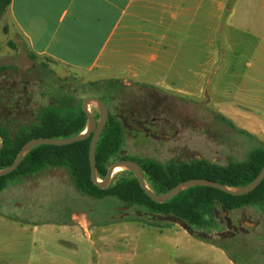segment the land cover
Wrapping results in <instances>:
<instances>
[{"label": "rangeland", "instance_id": "1", "mask_svg": "<svg viewBox=\"0 0 264 264\" xmlns=\"http://www.w3.org/2000/svg\"><path fill=\"white\" fill-rule=\"evenodd\" d=\"M1 30L0 67L9 68L0 71V127L9 133L34 122L41 108L61 99L81 101L95 96L114 115L135 110L174 123L171 131L176 134L168 141L142 136L133 141L125 130L123 149L137 158L204 159L225 165L244 160L254 149H264V74L256 71L264 73V62L257 60L253 50L242 49L238 32L233 33L230 49L193 48V34H185L183 45L177 44L175 32L164 34V41L155 37L153 59L137 79L119 80V86L108 87L105 78L123 75L116 70L84 74L43 58L30 59L23 43ZM163 45L168 47L165 52ZM94 82L97 85H91ZM225 106L257 118L261 123L257 138L246 135L240 121L231 122L232 126L220 121L217 111ZM88 108L97 118L96 109ZM82 215L88 221V234L80 228L76 236L49 229L52 224L75 225ZM225 215L246 223L243 233L213 237V230L186 231L173 218L148 219L112 197L95 199L78 192L64 169H45L0 193V217L23 222L19 228L10 222L0 224V235L10 238L0 242L6 245L0 247V264H194L204 251L194 247L196 241L224 248L228 257L218 251L209 253L216 264H227V258L236 264H264V210L244 207ZM96 232L109 239L127 234L130 255L118 259L105 254ZM168 233L184 234L183 247H171L163 239Z\"/></svg>", "mask_w": 264, "mask_h": 264}, {"label": "crops", "instance_id": "2", "mask_svg": "<svg viewBox=\"0 0 264 264\" xmlns=\"http://www.w3.org/2000/svg\"><path fill=\"white\" fill-rule=\"evenodd\" d=\"M1 29L22 42L35 59L84 74L116 70L123 75L106 80L137 79L146 62L153 59L155 37L164 41V34L171 32L179 36L178 45H183L185 34H193L192 47L198 50L218 46L230 49L233 33L238 32L242 49L253 50L257 60L264 62V0H11L0 18ZM167 48L163 45L164 52ZM256 71L264 74L259 68ZM217 112L234 125L240 121V129L257 138L261 123L250 112L227 106ZM9 222L18 228L23 223L0 217V224ZM87 224L82 215L75 225L52 224L49 229L76 236V228L88 234ZM96 235L105 254L118 259L130 255L127 234H114L112 239L98 232ZM163 239L171 247H183L185 235L168 233ZM7 240L9 235H0V242ZM193 245L204 250L194 264H216L209 253L217 251L228 257L213 244L196 241ZM0 247L5 249L6 245ZM227 264L236 263L227 258Z\"/></svg>", "mask_w": 264, "mask_h": 264}, {"label": "trees", "instance_id": "3", "mask_svg": "<svg viewBox=\"0 0 264 264\" xmlns=\"http://www.w3.org/2000/svg\"><path fill=\"white\" fill-rule=\"evenodd\" d=\"M10 2L11 0H0V18ZM28 57L35 59L32 54H28ZM5 69L7 67H0V71ZM104 83L108 87H114L119 86L120 81L106 80ZM81 101H75L70 97L61 99L56 105L45 106L37 113L34 122L20 125L12 133L0 127V136L4 139V145L0 150V169L8 167L21 147L31 139H64L81 133L86 125ZM217 118L232 126L221 114H218ZM124 137L121 122L116 115L109 112L95 146L98 179L105 177L112 162L121 159L120 151L124 145ZM89 143L90 137H87L65 146L39 145L33 148L24 155L14 171L0 176V193L9 185L33 177L45 169L59 168L67 171L74 188L84 195L95 199L112 197L125 208H135L144 214L159 218L177 219L190 231H208L216 228L214 214L216 209L231 212L244 207H260L264 210V177L253 191L242 196H232L210 187L194 186L159 204L154 203L143 192L136 178L127 171L115 174L109 185L105 189H100L90 179ZM132 160L139 165L147 186L156 194H163L178 183L194 178L211 180L231 187L246 185L264 166V149H254L244 160L229 161L225 165L204 159L167 162L149 158ZM211 244L214 245L213 242ZM217 247L224 250L221 246Z\"/></svg>", "mask_w": 264, "mask_h": 264}, {"label": "water", "instance_id": "4", "mask_svg": "<svg viewBox=\"0 0 264 264\" xmlns=\"http://www.w3.org/2000/svg\"><path fill=\"white\" fill-rule=\"evenodd\" d=\"M88 106H93L97 111V118L89 111ZM81 110L86 116V125L84 130L72 137L64 138V139H53V138H36L31 139L27 141L21 149L18 151L14 161L6 168L0 169V176L7 175L14 171L17 166L20 164L22 158L26 153H28L33 148L39 146V145H52V146H65L69 145L81 140L86 139L87 137H90V143H89V149H88V159H89V166H90V179L91 182L100 189H105L109 183L111 182V179L113 177V174L116 173L114 171H127L130 172L137 180L140 188L143 190V192L154 202V203H162L177 193H179L182 190H185L190 187L194 186H204V187H210L213 189L220 190L226 194L232 195V196H242L245 194L250 193L253 191L257 185L261 182V180L264 177V166L261 168L259 173L256 175V177L248 184L239 186V187H231L226 186L211 180L201 179V178H194L189 179L183 182L178 183L174 187H172L170 190H168L166 193L163 194H156L153 192L145 183L143 178V173L139 167V165L132 160H115L112 162L109 167L107 168L106 175L103 179H98L96 174V163H95V146L96 142L101 134V131L106 123L107 117L109 115V110L105 103L98 97L95 96H89L84 98L81 101ZM132 128L136 130H141L140 121H135V123H132ZM145 131V130H144ZM4 145V139L2 136H0V150L2 149ZM222 215L224 216L227 212L225 210H222ZM144 217L148 219L156 218V216L144 214ZM174 222L179 225L180 227L184 228L186 231L189 229L184 225L183 222L174 219Z\"/></svg>", "mask_w": 264, "mask_h": 264}, {"label": "flooded vegetation", "instance_id": "5", "mask_svg": "<svg viewBox=\"0 0 264 264\" xmlns=\"http://www.w3.org/2000/svg\"><path fill=\"white\" fill-rule=\"evenodd\" d=\"M119 121L121 122L122 127L131 136L133 141L139 136H142L144 140L151 139L157 142L159 141H168L170 138H173L176 134V131H171L174 128V123L170 122L168 119H161L156 115L151 114H143L140 115L139 112L135 110H127L126 112L117 111L115 114ZM135 121H140L141 130H136L132 128V123ZM145 130V131H144ZM121 159L132 160L133 158H137L132 156L131 154H127L126 151L122 148L120 151ZM118 159V160H121ZM134 161V160H132ZM169 161H178L171 159ZM222 211V210H221ZM216 228L213 230V237H229L233 238L237 236L238 233H243V226L246 223L236 221L233 222L230 217L226 215H222V212L217 213L214 211ZM250 225H254V223L250 222ZM221 227V229H220Z\"/></svg>", "mask_w": 264, "mask_h": 264}, {"label": "bare ground", "instance_id": "6", "mask_svg": "<svg viewBox=\"0 0 264 264\" xmlns=\"http://www.w3.org/2000/svg\"><path fill=\"white\" fill-rule=\"evenodd\" d=\"M114 172H116V171H114Z\"/></svg>", "mask_w": 264, "mask_h": 264}]
</instances>
